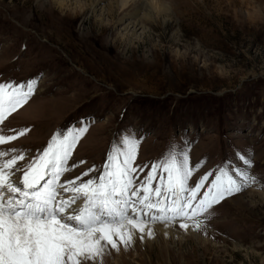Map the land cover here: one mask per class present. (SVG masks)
Returning <instances> with one entry per match:
<instances>
[{
  "label": "rangeland",
  "instance_id": "374dc122",
  "mask_svg": "<svg viewBox=\"0 0 264 264\" xmlns=\"http://www.w3.org/2000/svg\"><path fill=\"white\" fill-rule=\"evenodd\" d=\"M76 1L0 0V83L37 81L0 124L3 136L26 130L0 145V159L24 156L12 177L22 180L54 134L82 121L76 166L61 182L98 177L126 135L138 140L134 187L173 145L189 157V186L222 165L243 167L250 153L255 182L201 215L200 230L148 224L151 238L134 232L128 247L117 240L118 250L106 245L83 264H264V0H153L159 9L124 37L110 0L102 15Z\"/></svg>",
  "mask_w": 264,
  "mask_h": 264
},
{
  "label": "snow or ice",
  "instance_id": "6c2138e0",
  "mask_svg": "<svg viewBox=\"0 0 264 264\" xmlns=\"http://www.w3.org/2000/svg\"><path fill=\"white\" fill-rule=\"evenodd\" d=\"M36 84L35 79L21 84L0 83V124L30 99ZM87 123L82 121L79 130L54 134L42 154L38 153L23 170L19 182L11 177L20 170L17 162L24 156L0 159V264L95 261L106 245L118 250L117 240L128 247L134 232L143 239L147 231L151 238L153 232L147 225L156 222L167 226L181 221V229L200 230L201 215L255 182L249 174V153L242 161L243 167L222 165L189 186L192 175L189 157L184 149L173 145L162 161L152 164L139 186L134 187L133 173L137 169L133 162L138 140L132 135L113 144L98 177L80 183H77L80 177L61 182V177L76 166L70 167L68 162L78 139L87 131ZM25 131L0 135V145L24 135ZM7 155L0 151V158ZM158 169H162L159 183L153 188ZM93 171L96 169L83 175ZM202 189L206 190L201 195ZM5 191L11 194L7 199L3 197ZM64 193L71 195L65 198ZM81 200L82 205L73 207Z\"/></svg>",
  "mask_w": 264,
  "mask_h": 264
},
{
  "label": "bare ground",
  "instance_id": "6f19581e",
  "mask_svg": "<svg viewBox=\"0 0 264 264\" xmlns=\"http://www.w3.org/2000/svg\"><path fill=\"white\" fill-rule=\"evenodd\" d=\"M52 1H53V3H55V5H57L60 8H63V9L69 7L70 2H71V0H52ZM103 1L104 0H91V8L94 9V11H98L100 13V15L111 14L110 6L103 8V5L102 6L100 5L101 2H103ZM110 1L115 8L114 11L116 10L118 12L116 14L115 22L120 25V29H121V31H123L122 33H120L121 37H124V34L126 35L127 33L133 34V33H135L136 29L142 28L143 27V21L142 20L151 18L154 10L159 9V8H156L157 5L154 3L153 0H110ZM76 3L79 5V0H77ZM128 3L129 4L131 3V5L133 6L132 12L124 10L127 7L126 5ZM158 6L159 7L161 6V11L166 12L167 10H169L165 4L158 5ZM79 7H82V5H79ZM131 9H132V7H131ZM14 177H11V179L13 181H15V182L21 181V178H14ZM20 186L22 187V184ZM9 195H11V194H9L7 191H5L3 193V197L5 196L6 198H4V199H7V197ZM80 204L81 203L78 202L76 205H73V207H77ZM147 227H148V225H147Z\"/></svg>",
  "mask_w": 264,
  "mask_h": 264
}]
</instances>
